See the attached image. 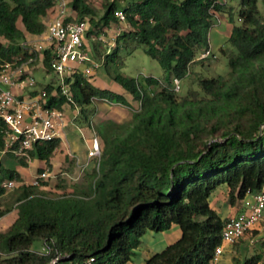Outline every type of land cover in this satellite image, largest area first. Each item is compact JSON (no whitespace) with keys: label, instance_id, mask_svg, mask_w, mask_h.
I'll return each mask as SVG.
<instances>
[{"label":"trees","instance_id":"1","mask_svg":"<svg viewBox=\"0 0 264 264\" xmlns=\"http://www.w3.org/2000/svg\"><path fill=\"white\" fill-rule=\"evenodd\" d=\"M101 2L97 8L90 0L68 1L67 21L87 19L89 38L130 24L112 47L105 48L101 40L93 44L94 56L108 72L115 69L114 80L123 92L97 86L92 74L77 70L67 93L62 86L43 85L44 105L79 109L88 127L98 111L94 98L127 107L131 116L101 124V157L85 176V187L68 184L61 170L53 188H46L49 180L23 184L0 200V219L17 210L9 228L0 231V264H51L56 251L64 256L60 264H127L148 231H165L174 224L181 237L143 264H209L229 219L211 206L212 193L226 185L228 202L235 205L264 183V12L259 0L240 1L242 24L229 35L232 48L221 49L230 74L208 77L197 75L193 67L206 61L198 58L211 48L210 30L214 17L227 11L225 1ZM55 6V0H0V62L33 58L31 65L39 60L52 69L50 49L39 52L24 43L29 36L45 34ZM140 47L168 73L166 79L140 81L122 72L127 55ZM175 79L181 82L179 91ZM0 124L5 127L2 120ZM61 146L60 138L35 144L30 157L41 161L38 173L54 170ZM15 158L27 165L26 158ZM2 172L23 180L18 170L3 167ZM39 239L52 247L49 253L33 249ZM262 257L256 254L244 264H259Z\"/></svg>","mask_w":264,"mask_h":264},{"label":"built area","instance_id":"2","mask_svg":"<svg viewBox=\"0 0 264 264\" xmlns=\"http://www.w3.org/2000/svg\"><path fill=\"white\" fill-rule=\"evenodd\" d=\"M54 16L47 23V30L43 37L27 40L24 46L36 51L50 49L52 58L51 68L62 75L68 72L80 70L90 74L99 69L100 64L91 56V52L85 48L84 34L89 29L86 19L67 21L70 15L67 0H55ZM121 20L125 21L123 12H117ZM102 38V36L100 37ZM213 56L211 49L202 52L198 59H207ZM33 58L18 63L17 61L0 62V120L5 124L0 132L4 138V147L0 148V192H9L20 185H39L42 181L53 179L56 175L49 169L34 175L30 180H18L3 174V159L10 154L18 158L29 159L30 152L35 144L42 143L60 137L61 129L65 124V113L61 109L45 107L44 98L46 90L38 95H32L34 90L25 94L30 87H35L37 81L27 70ZM175 91L181 89L179 79L174 81ZM64 93L67 87L62 86ZM27 96H29L27 98ZM93 145L88 150V156L99 160L101 157V145L98 134L95 133ZM57 177V176H56ZM252 200L246 201V209L228 219L222 233V243L216 247L215 254L209 264H219L223 254V244H234L242 238L246 232L256 226L264 216V183L257 192H251ZM52 247L48 242L42 246V253H49ZM63 254L56 251L51 264H60Z\"/></svg>","mask_w":264,"mask_h":264},{"label":"crops","instance_id":"3","mask_svg":"<svg viewBox=\"0 0 264 264\" xmlns=\"http://www.w3.org/2000/svg\"><path fill=\"white\" fill-rule=\"evenodd\" d=\"M53 16L54 12L51 13L49 18L47 19V23ZM222 21L223 18L221 19L220 24L222 23ZM43 36L44 34L29 36L28 40L39 39ZM210 47L212 52L214 53L215 50L213 49L212 39L210 40ZM93 82L97 86L107 88L102 84L103 82L101 80L100 83L95 80ZM117 92L121 91L118 90ZM94 103L98 107V111L92 119V122L94 120V125H96L95 123L102 124L109 119H113L119 122V120H117L118 117H121L122 120H124L125 118L131 116L130 110L127 107H124L117 103L113 104L112 102L104 100L100 103ZM63 111L65 113V124L61 129L59 137L62 140V146L53 158V171L58 172L62 170L64 175H68L70 176V178H72V180L67 178L68 184L77 183L82 187H85L87 185L85 176H89V174L93 172L96 166V159L90 158L88 156V150L90 149V146L89 141H87L86 139L92 136L91 128L94 129L95 127L94 125H92V127L87 126L89 129H84L79 125V123L77 122L80 116L79 109H72L67 106ZM102 114L106 115L103 116ZM79 136L82 142L84 139L85 144L78 142L79 140H77L76 137L78 138ZM83 136L86 138H83ZM11 159L12 156L10 155L5 157L3 159V167L16 170V164L20 163L17 162V159V161L13 159L14 162H11ZM65 164L67 166H65ZM41 165L42 163L40 161L39 166ZM38 167H35L36 169L34 167L31 168L29 173L30 176L26 175L24 171L19 172L22 174L23 179L30 180L35 175L34 169L38 172ZM227 194V186L222 185L221 187L217 188L210 197L211 206L219 213V215L223 219L231 218L241 213L247 208L246 201L252 200V195L248 193L243 199L239 200L237 204L231 205L228 202ZM180 237L181 229L177 224H174L170 229L161 232L152 230L148 231L142 237L140 246L135 250V254L127 264H143L144 261L150 258L154 253L163 250L166 246L177 241ZM223 249L224 251L220 257L219 264H235V259L240 260V264H244L246 258H250L259 253L263 254L262 260L259 264H264V216L256 226L246 232V234L234 244L224 243Z\"/></svg>","mask_w":264,"mask_h":264},{"label":"rangeland","instance_id":"4","mask_svg":"<svg viewBox=\"0 0 264 264\" xmlns=\"http://www.w3.org/2000/svg\"><path fill=\"white\" fill-rule=\"evenodd\" d=\"M68 1L70 2V0H67V2ZM223 1H225L227 3V11L222 12V13H218L216 15V17H214V23H213L214 25L211 28L212 31L210 30V40L212 39L213 49L215 50L214 56L210 57L208 59H205L206 61H204L203 63H201L199 65L197 64L193 67V71L197 75L203 74V75L208 76V77L220 75V76L227 77L230 74L228 56L226 54H224V52L221 49L224 48L225 50H227V49L232 48L228 42L229 35L232 31V28L235 25L242 24L241 20L239 19V10H240V1L241 0H223ZM90 2L97 8H100L102 5L101 0H90ZM259 7L264 12V5L262 3V0H259ZM68 9L70 11V9H71L70 4H68ZM222 18H223V21L220 24V21ZM88 24H89V22H88ZM130 27L131 26L128 22L122 23L118 26H114V27H112V29L107 30L104 33V35L102 36V38H98V37H96V35H93L91 38H89L85 33L84 34L85 48L87 51L91 52L92 58H94L99 63L98 59L93 54L94 42L101 40L103 45L105 46V48H110L115 43L118 33H121L124 30L129 29ZM89 28H90V24H89ZM39 63H40V61L37 60L31 66H29L27 69L29 71V73H31V75L37 81V85L35 87H30L29 90L25 91V94L28 95L30 90H39L41 92L43 90V85H45V84L53 83L56 86L67 87V85L69 83H72L74 81V75L72 72L67 71L64 74L59 75L53 69L48 71L46 68L41 66V64H39ZM99 68H100L99 70H94L92 73H90L93 76L90 79L92 81H94V80L98 81L99 83L101 80L103 82L102 84L105 85L107 88L109 87L110 89L117 90V91L119 90V91L123 92L121 85L114 80V75L116 73L115 69L111 68L109 71L110 73H109L105 66L100 64ZM122 72L124 74L130 76V77H136L140 81H143L145 79V77H148V76H153L155 78H159L162 80H164L168 77V73L160 66L158 61L153 59L152 57H150L144 51V49L141 47L137 48L130 55H127V57L125 59V65L122 68ZM188 87H189L188 81H186V83L183 82L182 90L180 91V93L183 95L186 94ZM28 97L29 96H27V98ZM93 100H94V102H97V103L103 102L102 100H98L97 98H94ZM112 103L116 104L115 102H112ZM102 115L104 116L106 114H102ZM129 117L125 118L124 120H122L121 117H118L117 120L122 122V121H125L126 119H129ZM77 122L84 129L88 128L87 125L85 124V122L82 121L81 117H79ZM93 122H94V120H93ZM95 124H96V125H94L95 128L94 129L91 128L92 136L88 137V138L83 136V138H86L87 141H89L90 148L93 145V139L95 137L94 136L95 133H97L98 137H99V129H101V124H99V123H95ZM76 139L79 140L78 142L85 144L84 139L82 142L80 136L78 138L76 137ZM13 159L16 160L17 158H15V156L12 157L11 162H14ZM17 160L16 161L20 163L19 159H17ZM39 164H40L39 159L31 157V158L27 159V165L26 166L22 165L21 163L16 164V168H17L16 170L24 171L26 175L30 176L29 173H30L31 168L38 167ZM65 166H67V165L65 164ZM35 169H34V174H37V171H35ZM53 172L57 176V174H58L57 171H52V172L50 171V173H52V174H53ZM69 174H70V172H69ZM56 176L53 179H49V186H46L47 189L51 188L52 186H54L57 183V177L58 176L57 177ZM63 176L66 179L69 178L70 180H72V178H70V176H68V175H62V177ZM54 191L55 192H61L60 190H55V189H54ZM11 192L12 191L6 192L2 196H0V200L6 201L8 198L11 197ZM16 216H17V210L16 209H13L9 213H7L5 216H3L0 219V231L7 230L9 228V226L11 225V223L16 218ZM42 246H43V241L39 239V240L35 241V243L33 244V249L41 250Z\"/></svg>","mask_w":264,"mask_h":264},{"label":"clouds","instance_id":"5","mask_svg":"<svg viewBox=\"0 0 264 264\" xmlns=\"http://www.w3.org/2000/svg\"><path fill=\"white\" fill-rule=\"evenodd\" d=\"M211 49V48H210ZM213 56H214V53H213ZM213 56H211V57H213Z\"/></svg>","mask_w":264,"mask_h":264}]
</instances>
